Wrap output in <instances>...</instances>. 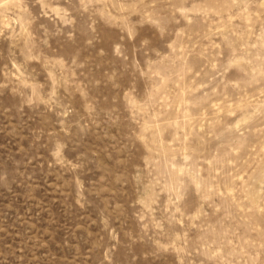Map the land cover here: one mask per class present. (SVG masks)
I'll return each instance as SVG.
<instances>
[{"label": "rangeland", "instance_id": "rangeland-1", "mask_svg": "<svg viewBox=\"0 0 264 264\" xmlns=\"http://www.w3.org/2000/svg\"><path fill=\"white\" fill-rule=\"evenodd\" d=\"M0 264H264V0H0Z\"/></svg>", "mask_w": 264, "mask_h": 264}]
</instances>
